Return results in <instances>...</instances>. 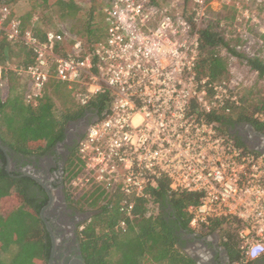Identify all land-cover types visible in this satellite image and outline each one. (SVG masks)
<instances>
[{"label":"built area","instance_id":"1","mask_svg":"<svg viewBox=\"0 0 264 264\" xmlns=\"http://www.w3.org/2000/svg\"><path fill=\"white\" fill-rule=\"evenodd\" d=\"M100 1L103 36L91 46L59 29L47 30L42 40L23 27L9 5L0 6V33L8 41H21L33 56L32 63L15 68L28 77L27 103H38L51 78L66 84L83 107L106 94L79 142L82 172L73 187L98 188L105 200H118L124 216L116 226L120 231L135 217L139 199L149 201V215L159 213L149 192L160 181L172 191L195 193L198 203L188 208L190 229L205 234L216 220L237 221L244 256L234 264H246L248 242L264 243V152L240 143L220 120L242 105L240 90L249 83L200 74L199 31L209 9L234 6L238 35L248 40L238 22L260 26L258 32L264 33L254 13L264 0H191L190 11L154 0ZM263 55L260 49L255 56ZM256 117L263 120L264 114ZM187 156L195 157L191 167ZM193 207L206 211H190ZM214 235L219 238L218 231Z\"/></svg>","mask_w":264,"mask_h":264},{"label":"trees","instance_id":"2","mask_svg":"<svg viewBox=\"0 0 264 264\" xmlns=\"http://www.w3.org/2000/svg\"><path fill=\"white\" fill-rule=\"evenodd\" d=\"M12 1L15 0H0V6L9 5ZM48 1L42 0L43 3ZM55 4L62 19H76L81 12V7L74 0H55ZM236 14L237 9L234 6L224 7L215 12L214 21L200 29L199 70L202 76L227 78L229 58L244 57L238 47L247 41L234 29ZM102 16L101 9V20L93 22L92 10L90 18L82 20L80 27H76L75 31L69 29L65 32L91 46L103 36ZM20 18L23 27L32 29L42 40L45 32L52 29H44L35 19L28 18L27 21L22 16ZM222 21L225 22L223 25ZM257 38L262 40L264 47V33L257 32ZM56 51L59 52L60 48L57 47ZM21 52L24 57L21 61L14 62L13 59ZM7 58L10 60L9 64ZM32 62L31 52L21 41H8L0 33V64L3 66V84L0 86V140L13 150L28 154L59 139L68 120L79 117L87 109L101 110L106 99V94L101 93L94 96L87 106H80L66 84L51 78L38 103H27L25 90L28 77L18 75L15 68ZM247 62L260 78H264L263 58L255 56L247 58ZM62 92L66 99L61 96ZM245 98L242 97V105L236 107L232 115L224 116L220 120L226 128L236 123H248L264 134V119L256 117L257 113L264 114V97L254 103H247ZM236 139L240 142L237 137ZM0 160L5 163L1 148ZM81 172L82 163L77 151L67 169L66 188L68 199L74 206L92 213L83 223L78 238L81 255L86 264H197L194 258L182 250L175 233L178 228L190 229L188 208L198 203L197 194L172 191L169 183L162 180L149 193L153 202L164 208V212L149 215V201L139 199L134 209L135 217L128 219L126 231H120L116 226L124 216L119 211L118 200H105L103 192L98 188L77 191L72 181ZM25 190L3 166L0 167V264H48L51 238L40 217V209L45 202L38 204ZM11 199L15 204L6 212L4 204ZM239 226L237 221L216 220L205 231V234L219 232L221 245L227 251L230 264L244 256L239 249L235 231ZM2 252H8V257L3 258ZM254 262L248 261L246 264Z\"/></svg>","mask_w":264,"mask_h":264},{"label":"flooded vegetation","instance_id":"3","mask_svg":"<svg viewBox=\"0 0 264 264\" xmlns=\"http://www.w3.org/2000/svg\"><path fill=\"white\" fill-rule=\"evenodd\" d=\"M95 115L94 109H87L79 117L68 120L59 139L30 154L13 150L6 144H3V148L0 147L5 155V163L0 160V167L3 166L13 179L18 180L21 188H25V192L38 204L45 202L40 214L47 206L45 215L57 241L54 264H80L78 260L86 264L81 255L78 238L83 223L90 216L89 212L77 208L68 199L66 174L77 153L79 142ZM232 128L251 147L264 151V137L252 125L236 123ZM191 239L207 249L203 251L200 248L198 260L202 264H230L227 252L219 244L218 236L198 235ZM253 264H264V257Z\"/></svg>","mask_w":264,"mask_h":264},{"label":"rangeland","instance_id":"4","mask_svg":"<svg viewBox=\"0 0 264 264\" xmlns=\"http://www.w3.org/2000/svg\"><path fill=\"white\" fill-rule=\"evenodd\" d=\"M80 7L81 12L76 19H62L60 18L58 7L55 4V0H49L48 2L43 3L42 0H15L9 2V6L19 17H23L28 21V18L35 19L36 23L38 21L39 24L42 25L44 29H59L61 31H68L71 29L72 31L76 30V27H80V22L85 19L90 18V13L93 10V22L97 23L101 20V9L102 2L100 0H74ZM157 4L166 6L171 3H176L177 7L182 8L185 7V10L190 11L192 7L191 0H154ZM216 8L217 5H214ZM208 12V20L206 24L215 20V11L213 8L209 9ZM254 13L259 17V19L264 23V4L257 6L254 9ZM38 19V20H37ZM79 25V26H76ZM259 26V25H258ZM238 30L240 33L247 37L246 44L239 46L241 47V51L244 54L243 58L231 57L229 59V69L230 74L228 75V79L237 83L241 82L242 79L248 80V86L241 88V93L245 98L247 103L257 102L258 99L264 97V80H257L249 70V66L247 65V58H252L258 54V51L261 49L263 51L264 47H261V43L257 38V32L259 27L255 29V27L250 24L240 23L237 24ZM24 57L23 52H21L18 56H16L13 61L18 62ZM9 60V58H7ZM10 61V60H9ZM2 86V85H1ZM68 92H70L68 90ZM71 93V92H70ZM63 98L65 95L62 92ZM67 98V97H66ZM65 98V99H66ZM13 203L12 199L7 200L5 202V211L8 212ZM206 235V234H205ZM214 235V233L212 234ZM3 254V255H2ZM1 256L3 258L8 257V252H2Z\"/></svg>","mask_w":264,"mask_h":264},{"label":"crops","instance_id":"5","mask_svg":"<svg viewBox=\"0 0 264 264\" xmlns=\"http://www.w3.org/2000/svg\"><path fill=\"white\" fill-rule=\"evenodd\" d=\"M263 58H264V55L262 56ZM248 65V64H247ZM249 66V65H248ZM249 68V70H250V73L254 76V77H256V79L257 80H264V78H260L259 77V75H258V73H257V71H255V70H252L251 68H250V66L248 67ZM233 135L235 136V137H237L239 140L241 139L240 138V136L238 135V134H234L233 133ZM263 135V137H264V134H262ZM240 142H242L241 140H240ZM242 144H243V142H242ZM160 213H163L164 212V208H160V211H159ZM166 212H169V210L168 211H166ZM175 233H176V235L178 236V240H179V243L182 245V250L184 251V252H186L188 255H190L192 258H194L195 260H196V262H197V264H202V262H200V260H198V258H199V254H200V250L202 249L203 251L204 250H206L207 251V249L204 247V249H203V246L200 244V246L196 243V242H194V241H192V237H196V236H198V235H201V236H203V234H200V233H196V232H194V231H192L191 229H189V230H185V229H182V228H178V229H176L175 230ZM204 236H207V237H212L213 235L212 234H206V235H204ZM215 236V235H214ZM219 244H221V242H220V240H219ZM187 246H189V247H187ZM198 246H199V248H198ZM223 246V245H222ZM201 248V249H200ZM222 250L224 251V252H227L226 251V249H225V247L223 246L222 247Z\"/></svg>","mask_w":264,"mask_h":264},{"label":"water","instance_id":"6","mask_svg":"<svg viewBox=\"0 0 264 264\" xmlns=\"http://www.w3.org/2000/svg\"><path fill=\"white\" fill-rule=\"evenodd\" d=\"M7 62H8V64H9V60H7ZM95 114H97V110L95 111ZM96 118H97V116L95 115V116H94V120H95ZM94 120H93V121H94ZM228 130H229V132H230L231 134H233V133L236 134V131L233 130L232 126L229 127ZM240 138H241V137H240ZM240 140H241V141L243 142V144H245L246 146H248V147H250V148H252V149H254V150L264 152L263 150H260V149H258V148H256V147H251V146L248 144V142H246V141L243 140L242 138H241ZM0 147L3 148V143H2L1 140H0ZM46 209H47V206L44 207L43 210L41 211L40 217H41V219L43 220V222H44V224H45V226H46V229H47V231L49 232V234H50V236H51V239H52L51 255H50V259H49L48 264H54V256H55V252H56L57 241H56L55 234H54V232H53V230H52V227H51L49 221H48L47 218H46V215H45ZM91 215H92V213L89 212V213H88V216H91ZM78 262H79L80 264H84V263H83L82 261H80V260H78Z\"/></svg>","mask_w":264,"mask_h":264},{"label":"clouds","instance_id":"7","mask_svg":"<svg viewBox=\"0 0 264 264\" xmlns=\"http://www.w3.org/2000/svg\"><path fill=\"white\" fill-rule=\"evenodd\" d=\"M186 159L188 161V166L191 167V161L195 159V157L187 156ZM190 211L203 213L206 211V209L204 207H201L199 209H196L195 207H193V208H190ZM246 256L248 257L250 261L256 262L260 260L262 257H264V243L255 242V241L248 242Z\"/></svg>","mask_w":264,"mask_h":264}]
</instances>
